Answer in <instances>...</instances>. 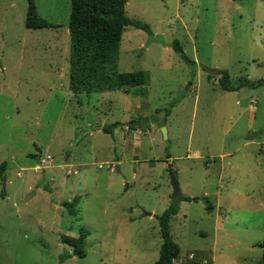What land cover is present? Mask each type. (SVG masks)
Instances as JSON below:
<instances>
[{
    "label": "rangeland",
    "instance_id": "obj_1",
    "mask_svg": "<svg viewBox=\"0 0 264 264\" xmlns=\"http://www.w3.org/2000/svg\"><path fill=\"white\" fill-rule=\"evenodd\" d=\"M33 4L49 26L26 28V0H0V264H155V215L175 196L167 164L192 195L168 222L174 263L259 264L264 82L224 90L201 67L264 79V0H126L150 32L123 27L115 70L145 81L79 94L67 88L70 0ZM159 111L165 136L123 127ZM46 153L36 168L32 155ZM198 197L219 206L217 227ZM80 231L81 255L59 240Z\"/></svg>",
    "mask_w": 264,
    "mask_h": 264
},
{
    "label": "trees",
    "instance_id": "obj_2",
    "mask_svg": "<svg viewBox=\"0 0 264 264\" xmlns=\"http://www.w3.org/2000/svg\"><path fill=\"white\" fill-rule=\"evenodd\" d=\"M126 0H70L67 29L69 34V70L68 86L73 93L89 92L93 89L112 90L122 89L127 91L128 87L142 84L145 81V74L141 70L121 71L115 70V53L118 40L125 25H131L145 32H150L148 24L124 14V3ZM26 28H39L49 26L35 12L33 0H26L24 17ZM172 48L178 56L194 67V61L189 59L181 50L176 40L171 41ZM212 77L214 75H207ZM216 82L219 88L232 90L239 86H259L264 82L263 78L249 81L246 78L232 79L226 70L217 69L215 73ZM167 113V110L164 112ZM129 128L130 125L126 124ZM134 128V127H133ZM110 127L102 126L103 132L109 133ZM166 156H168L166 154ZM0 164V179L2 180V166ZM190 198L181 194H175L169 204L158 214L157 220L161 242L158 247L157 264H175L179 247L169 235V218L178 210L180 200ZM206 209L212 205L206 202ZM85 231H80L78 236L71 237L60 235V242L69 245L74 252L81 255L82 239ZM260 247L259 264H264V214L262 221V238L256 242ZM63 255L60 260H63ZM197 264L196 261H192Z\"/></svg>",
    "mask_w": 264,
    "mask_h": 264
},
{
    "label": "water",
    "instance_id": "obj_3",
    "mask_svg": "<svg viewBox=\"0 0 264 264\" xmlns=\"http://www.w3.org/2000/svg\"><path fill=\"white\" fill-rule=\"evenodd\" d=\"M208 75H214L217 71V69L215 68H205V67H201ZM163 113V111H159V112H156L154 114H152L151 116H149L148 118H144V119H137L135 121H131L129 123L130 126L132 127H136L138 126L139 124H146V123H153V124H157V126H159L160 128V131L163 133V135L165 136V127L163 125V122H162V119H161V114ZM167 167V172H168V177H169V181H170V184L172 186V189H173V192L175 194H179V190H178V187H177V184H176V180H175V177L171 171V168H170V165L167 164L166 165ZM114 168L115 170H117V166L114 165ZM199 200H201L203 203H206V199L203 198V197H198ZM145 214L147 215H150L151 213L150 212H146ZM157 264V263H155Z\"/></svg>",
    "mask_w": 264,
    "mask_h": 264
},
{
    "label": "crops",
    "instance_id": "obj_4",
    "mask_svg": "<svg viewBox=\"0 0 264 264\" xmlns=\"http://www.w3.org/2000/svg\"><path fill=\"white\" fill-rule=\"evenodd\" d=\"M23 25H24V20H23ZM68 30V29H67ZM68 55H69V51H68ZM67 62H68V70H69V61H68V59H67ZM67 88H68V90L72 93V94H75V93H73L70 89H69V86H68V72H67ZM81 93H85V92H81ZM79 94V93H78ZM103 125H101V124H99V125H96V130H101V127H102ZM126 126V124H124L123 125V127L124 128H128V127H125ZM102 131V130H101ZM103 132V131H102ZM133 132H138V128H134V130H133ZM104 134H107L106 132H103ZM196 154H197V152H195ZM45 155H49L48 153H46ZM33 157H34V159H35V162L37 163V158H39V157H41V156H39V155H32ZM50 157H52L51 155H49ZM44 157V156H43ZM165 157H167V158H165V160H169V158H170V156H165ZM53 159V158H52ZM36 163H34L35 165H36ZM258 166L260 167V164H258ZM98 167V166H97ZM110 167H111V165H110ZM60 169L64 172V174L65 175H69V174H73V173H75L76 172V170L75 169H73L72 168V165L71 164H69V163H67V162H63L61 165H60ZM66 170H68L69 172L68 173H66ZM74 171V172H73ZM18 174H19V172H17ZM204 193V192H203ZM180 194V193H179ZM181 195H184V196H187V197H191L192 195H187V194H185V193H182ZM180 201H182V200H180ZM180 201H179V203H178V208L180 209ZM217 203H218V200H216V206H217ZM205 205H206V203H204ZM205 205H204V208L206 209V207H205ZM207 211H208V213L210 214V213H213V223H214V227L216 226L217 227V225H219V224H221L220 223V221L221 220H219V214H218V211H219V206H218V208L216 209V207H212L211 209H207ZM177 212H178V210H177ZM176 212V213H177ZM175 213V214H176ZM174 214V215H175ZM174 215H172V216H174ZM172 216L169 218V220L172 218ZM168 226H169V223H168ZM168 229H169V227H168ZM215 230V229H214ZM215 236H216V234H215V231H213V238H215Z\"/></svg>",
    "mask_w": 264,
    "mask_h": 264
},
{
    "label": "built area",
    "instance_id": "obj_5",
    "mask_svg": "<svg viewBox=\"0 0 264 264\" xmlns=\"http://www.w3.org/2000/svg\"><path fill=\"white\" fill-rule=\"evenodd\" d=\"M125 127H127V126H125ZM51 160H52V158H51L49 155H44V157H39V158H37L36 168H38V167H40V166H43V164H44L45 162H48V161H51ZM97 166L100 167L101 164H97ZM68 172H69V171L66 170V173H68ZM73 172H74V171H73ZM17 174H18V173H17ZM188 256L191 257V254H189ZM197 264H206V262H205V261H201V262H199V263H197Z\"/></svg>",
    "mask_w": 264,
    "mask_h": 264
}]
</instances>
